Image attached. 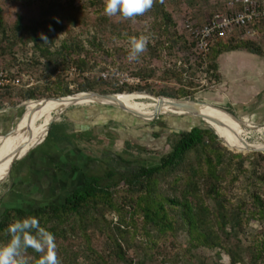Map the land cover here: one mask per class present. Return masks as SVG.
<instances>
[{"label": "rangeland", "instance_id": "1", "mask_svg": "<svg viewBox=\"0 0 264 264\" xmlns=\"http://www.w3.org/2000/svg\"><path fill=\"white\" fill-rule=\"evenodd\" d=\"M228 1L163 0L162 7L170 12L177 29L184 30V27L188 29L187 24L194 26L201 23V26H204L212 15L224 13L223 9L228 7ZM71 3L72 0H0V9L8 26H12L18 14L27 21L43 15L47 18L63 16L65 25L69 23V17L74 18L77 24L68 25L63 31L52 30L51 51L58 49L63 41L69 43L73 40L83 45L81 58L85 59L87 56L85 52H89L88 57L93 52V58L89 61L87 69L60 66L52 73L45 67L46 59L39 51H35L33 42L20 44L13 49L0 46V69H3L0 72H3L7 79L0 86H16L17 92L36 88L41 94H48V91L59 83H68L69 88L74 89L76 82L100 77L116 88L113 93L118 95L145 93L163 97L162 99L195 100L207 106L220 108L227 115L230 114L227 111L238 117L243 114H253L255 115L253 125L231 119L233 134L227 125H224L234 140L244 144L264 143V57L245 51L225 52L220 55L218 61L222 75L220 82L215 83L211 74L204 70L206 64H202L201 69L194 70L196 73L189 71L182 74L180 80L174 74L179 64L174 62L169 64V57L164 50H156V46L165 39L159 28L162 19L160 12L153 14L149 10L142 16L125 19L119 15L106 16L103 11L105 0H75L72 6ZM229 6L232 7L230 4ZM67 15L68 17L65 18ZM244 32L236 29L232 37L246 38L248 35H253L259 37V43L264 46V34ZM93 35L96 37L94 40ZM140 35L149 37L147 48L140 54L138 60L129 61V38ZM91 39L99 46L98 50L90 45ZM177 44L181 45L179 39ZM171 58L172 61L175 60L174 57ZM59 62L61 64L62 59ZM181 67L182 65L180 70ZM135 72L149 76L135 75ZM181 89L190 91L192 97L182 96L176 99L157 95L161 91L173 93ZM44 98L54 99L48 96L23 99L14 106L6 105L0 108V155L9 148L18 123L22 116L28 113V106L30 107L34 102L47 100ZM130 101L137 103L144 112L155 109V102L143 97H133ZM135 113H140L142 117L150 120L138 118L114 106L99 102L70 103L57 111L42 110L37 123L45 116L44 122L42 120L44 127L37 132L30 147L40 141L38 133L41 138L44 128L45 139L43 138L22 158L10 163L0 174V213L8 207L33 209L50 202L59 203L66 193L81 185L87 173L102 175L109 168L117 172L129 173L142 164H155L169 151L166 137L170 133L190 129L196 125L208 126L198 115L192 113L179 115L166 112L159 114L155 119L145 117L142 112ZM54 116H57L56 119L50 122ZM51 123H66L68 127L66 134L69 135L66 138L74 144L68 142L57 144L52 138H48L46 132ZM28 126V120L22 122L18 143L22 142L24 135H27ZM127 141L135 144L139 149L135 146L128 147ZM223 145L227 146L225 143ZM63 147L67 148L63 149ZM227 149L233 153H240L246 158L243 163L245 172L238 180L227 179L222 183V193L229 209L241 207V204L249 205L252 192H257L264 198V157L253 154L264 155V152L236 150L229 146ZM173 180V176L160 180L157 191L166 197L178 195V191L183 189L184 182L178 180V189H174L171 186L175 184ZM201 188L203 189L202 186ZM115 191L121 196L118 189ZM200 192L202 193L201 189ZM205 201L210 209L214 210V199L205 196ZM243 215L242 227L239 232H235L236 237L232 238L236 246L240 245L242 256L245 255V250L252 244L253 239L260 232H264L263 220H250L246 213ZM129 216L125 214L124 220L129 221L128 227L134 234L132 240L128 235L126 236V241H131L130 248L126 250V258L133 259V262L168 264L172 260L174 264H232L229 255L221 248L190 247L188 233L184 229L177 230L173 234L174 237L167 235L170 234L168 232L161 234L158 229L150 225L145 232L141 227L143 220L141 214L134 217L132 224ZM167 218L174 220L175 224L183 223L178 209L167 207ZM105 219L106 224L109 223L104 229L105 234L96 232L99 228L94 226L88 230L90 234L88 238L89 247L106 258V255L113 252V239H121V243L124 244V238L115 235L118 229L114 225L119 223L120 216L112 211L105 215ZM218 232L221 235V231ZM227 242L232 249H235L236 246L233 248L231 241ZM64 249L68 256L73 253L78 254L77 264L92 263L90 259L92 256L83 238L70 239ZM30 257L25 253L27 260ZM117 262L119 261L115 263ZM62 263L75 264L69 258H64Z\"/></svg>", "mask_w": 264, "mask_h": 264}, {"label": "trees", "instance_id": "2", "mask_svg": "<svg viewBox=\"0 0 264 264\" xmlns=\"http://www.w3.org/2000/svg\"><path fill=\"white\" fill-rule=\"evenodd\" d=\"M74 1L72 0L71 6ZM162 1L154 0L150 9L153 14H159L160 12L162 19L159 28L165 37L163 42L156 46V50H164L169 57V64L173 62L179 64L178 70L175 69L174 74L180 80L182 74L189 71L190 73H196L195 71L201 69L202 64H206L204 70L211 74L215 83L220 82L222 75L218 61L220 55L225 52L245 51L264 57V46L259 43V37L253 35H248L246 38L232 37L236 29L242 30L243 33L246 31L252 34L256 32L264 34V17L254 18L241 27L225 32L223 36L215 34L209 42L208 50L202 52L199 50L196 39L189 29L185 27L184 30L177 29L176 22L170 12L165 11L162 7ZM230 1L227 3L228 7L225 10L223 9L224 13H231ZM235 9L238 10V7H235ZM58 17L47 18L43 15L32 21H27L22 15L18 14L12 26H8L0 9V46L13 49L20 44L25 45L28 42H33L35 51H39L42 57L46 59L45 67L47 70H51L52 73L60 66L68 68L73 66L80 70L87 69L89 61L93 58V52L89 57V52H85L87 56H85V59L81 58L80 54L83 51L81 43L73 40L69 43L63 41L58 49L51 51L50 44L53 39L50 38V35L53 34V31H63L68 25L77 24L74 18L69 17V23L65 25L63 24L64 17ZM67 17L68 15L65 18ZM200 26L201 23H197L192 27ZM95 38L93 35V40ZM178 39L181 45H176ZM93 40H89V43L98 50L99 46L95 45ZM171 57H174L175 60L172 61ZM60 59H62L61 64ZM183 68L185 69L183 70ZM134 74L149 76L141 72H135ZM70 88L68 83H59L51 88L48 94H41L36 88L17 92L16 89L18 88L16 86H0V108L6 105L14 106L23 99H35L45 96L64 97L84 91L113 93L116 90L100 77L76 82L74 89ZM157 95L178 99L182 96L192 97L193 94L190 91L181 89V91L173 93L161 91ZM67 128L66 123H53L48 138H52L57 144H67V142L74 144L66 138V136H69L66 134ZM166 143L169 146V151L163 154L157 163L142 164L129 173L117 172L111 168L107 169L102 175L87 173L81 185L59 203H46L33 209L5 208L0 213V243L3 244L9 239L6 228L14 219L24 216H36L40 219L41 225L55 235L58 258L61 264H65L62 263L64 258H69L77 264L78 254L73 253L68 256L64 247L70 239L76 240L78 237L84 239L86 248L89 249L92 256L90 257L91 264H143V262H133V259L126 258V250L130 248L131 242L126 241V236L128 235L129 239L132 240L134 233L128 227L129 221L124 220V215L129 214L132 224L134 217L141 214L143 217L141 227L145 232L150 225L158 229L161 234H167L168 232L170 234L167 235L174 237L173 234L177 230L184 229L188 233L189 244L192 248L199 246L211 249L221 248L229 255L232 264H264V232H260L253 239L252 244L245 250L244 256L241 255L240 245L236 246L232 242V238L237 235L235 232H239L242 227L243 214L246 213L250 220L264 221V198L259 193L252 192L249 205L241 204V207L237 206L229 209L222 193V183L224 181L227 179L236 181L245 172L243 163L246 158L240 153L228 151L227 146L223 145L222 140L217 137L212 129L200 125L170 133L166 137ZM127 146L133 147L135 144L127 141ZM65 148L67 147H63V149ZM135 148L139 149L137 146ZM253 154L264 157L262 153ZM169 176L174 177L175 184L171 185L174 189H178V180L183 181L184 185L183 189L178 191V195L174 194L166 197L157 190L159 181L168 179ZM116 189L121 192V196L116 194ZM205 196L214 199V210H211L206 204ZM167 207L178 209V214L183 220L182 224H175L174 220L167 218ZM112 211L120 216L119 223L114 225L118 229L115 235H121L124 238L125 247L121 243V239H113V252H110L105 258L101 253L95 252L89 247L88 236L90 234L88 230L96 226L99 228V231L96 232L105 234L104 229L109 224H106L105 215ZM218 230L221 231V235ZM228 240L232 242L233 248L236 246L235 249L229 246ZM26 253L31 256L28 259L29 264H37L40 254L35 253L32 249H28ZM116 261L119 262L115 263ZM168 264L174 263L170 260Z\"/></svg>", "mask_w": 264, "mask_h": 264}, {"label": "bare ground", "instance_id": "3", "mask_svg": "<svg viewBox=\"0 0 264 264\" xmlns=\"http://www.w3.org/2000/svg\"><path fill=\"white\" fill-rule=\"evenodd\" d=\"M125 94V95H124ZM73 96L61 98V99H47L40 102H34L33 104L28 106L27 114L25 116H22L23 118L20 120V122L17 125V129L15 130L14 138L12 139V142L9 146V148L0 155V174L5 170V168L12 163L13 161L22 158L29 150L34 148L36 145H38L44 138L45 135V128L42 130L41 138L40 133H38V140L39 142H36V144L30 145L33 143L35 136L39 130H41L44 125L42 124V120L45 116L41 119L39 123H37V118L42 110L52 109V110H59L63 109L65 106L69 105L70 103L76 104V103H87V102H101V103H111L115 105H121L125 109L134 111V112H142L144 116L146 117H153L155 112L160 113H166L170 112L173 114H196L198 115L202 121L207 123V125L214 129L215 132H217L221 137L223 138V142L229 146L230 148L236 149V150H256L258 148H264V143L259 144H244L242 142H239L237 140H234L228 132L227 127L233 134V124L231 120L223 113L221 110L217 109L214 106H210L204 103H198V102H191L188 107H180L181 105L175 104L176 102L172 99H162L154 96L147 95L145 93H131L126 94L123 93V95L116 94L112 98H102L97 97L94 95H91L89 93H79V94H72ZM133 97H143L146 99H149L153 102H155V109L151 112H144L143 108H140V106L137 103H134L130 101V98ZM185 101V100H184ZM27 104V103H26ZM149 105V104H146ZM185 105V104H184ZM144 106V105H142ZM141 106V107H142ZM145 107V106H144ZM211 107V108H210ZM46 114V113H45ZM140 114V113H139ZM49 115V114H48ZM57 116H54L50 122L54 121ZM28 120L29 126H28V133L27 135H24L22 142L18 143L17 139L22 127V122ZM44 122V120H43ZM226 124V125H224ZM49 128V127H48ZM48 132V130H47ZM46 132V133H47Z\"/></svg>", "mask_w": 264, "mask_h": 264}, {"label": "clouds", "instance_id": "4", "mask_svg": "<svg viewBox=\"0 0 264 264\" xmlns=\"http://www.w3.org/2000/svg\"><path fill=\"white\" fill-rule=\"evenodd\" d=\"M154 0H105L104 14L108 17L122 16L134 19L144 15L153 6ZM47 39V38H43ZM149 37L140 35L129 38V61L139 59L148 45ZM9 237L0 244V264H29L25 258L28 249L40 254L37 264H61L57 253L55 235L36 216L18 217L6 228Z\"/></svg>", "mask_w": 264, "mask_h": 264}, {"label": "built area", "instance_id": "5", "mask_svg": "<svg viewBox=\"0 0 264 264\" xmlns=\"http://www.w3.org/2000/svg\"><path fill=\"white\" fill-rule=\"evenodd\" d=\"M231 13H216L200 27H192L186 25L190 33L196 39V44L201 51H207L209 42L215 34L223 36L225 32L231 31L234 28L241 27L246 22L264 17V0H231ZM238 7V10L235 9ZM74 71V69H72ZM7 79L3 72H0V84H4Z\"/></svg>", "mask_w": 264, "mask_h": 264}, {"label": "water", "instance_id": "6", "mask_svg": "<svg viewBox=\"0 0 264 264\" xmlns=\"http://www.w3.org/2000/svg\"><path fill=\"white\" fill-rule=\"evenodd\" d=\"M79 93H89V94H91V95H94V96H97V97H102V98H107V99H109V98H112V97H114L116 94L115 93H99V92H95V91H89V92H78V93H76V94H79ZM75 95V94H74ZM148 95V94H147ZM69 96H73V95H68V96H65V97H69ZM150 96H152V95H150ZM65 97H56V98H54V99H61V98H65ZM155 97V96H154ZM158 98H163V97H158ZM44 99H47V98H44ZM173 101H175L176 103L175 104H178V105H181L180 107H188V105H190V103L192 102H195V100H193V101H182V100H173ZM99 103H101V102H99ZM102 104H108V105H111V106H114L115 108H117V109H120V110H122V111H126V112H128V113H130V114H132V115H134V116H136V117H138V118H142V119H144V120H150V119H146V118H144V117H142L140 114H138V113H135L134 111H131V110H128V109H125L124 107H122L121 105H115V104H111V103H102ZM185 104V105H184ZM227 111V110H226ZM228 113H230L231 115H233V117H235L237 120H239V118L237 117V116H235L234 114H232L231 112H229V111H227ZM159 114H161L160 112H155V114L153 115V117H152V119H155V118H157V116L159 115ZM52 124L53 123H51V125H50V127H49V130H50V128H51V126H52ZM208 127V126H207ZM208 128H210V127H208ZM210 129H212V128H210ZM49 130H48V132H47V135H48V133H49ZM213 130V129H212ZM213 132L217 135V137L219 138V139H221L222 140V142H223V138L221 137V135H219L217 132H215L214 130H213ZM45 139V138H44ZM254 151H260V152H264V148H258V149H256V150H254Z\"/></svg>", "mask_w": 264, "mask_h": 264}, {"label": "crops", "instance_id": "7", "mask_svg": "<svg viewBox=\"0 0 264 264\" xmlns=\"http://www.w3.org/2000/svg\"><path fill=\"white\" fill-rule=\"evenodd\" d=\"M221 110V109H220ZM222 111V110H221ZM223 112V111H222ZM225 115H227L226 113H225ZM230 115V116H229ZM227 117L231 120V119H233V120H235V121H243V122H247V123H249V124H251V125H253V123H254V117H255V115H253V114H250V113H248V114H243V115H241V116H237L238 118H239V120H237L235 117H233V115H231V114H228L227 115ZM72 172V171H71Z\"/></svg>", "mask_w": 264, "mask_h": 264}, {"label": "flooded vegetation", "instance_id": "8", "mask_svg": "<svg viewBox=\"0 0 264 264\" xmlns=\"http://www.w3.org/2000/svg\"><path fill=\"white\" fill-rule=\"evenodd\" d=\"M75 170H77V169H75ZM75 188H77V187H75ZM75 188H74V189H75ZM74 189H72V190H70L68 193H66V194L64 195V198H65L69 193H71ZM64 198H63V200H64ZM63 200H62V201H63ZM60 202H61V201H60ZM50 203H52V202H50ZM40 206H41V205H40ZM38 207H39V206H38ZM35 208H36V207H35Z\"/></svg>", "mask_w": 264, "mask_h": 264}]
</instances>
